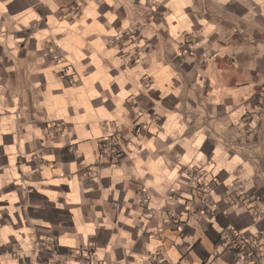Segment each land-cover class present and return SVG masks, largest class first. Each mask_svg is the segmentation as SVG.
<instances>
[{
	"label": "crops",
	"instance_id": "0c3cea01",
	"mask_svg": "<svg viewBox=\"0 0 264 264\" xmlns=\"http://www.w3.org/2000/svg\"><path fill=\"white\" fill-rule=\"evenodd\" d=\"M263 85L264 0H0V264H264Z\"/></svg>",
	"mask_w": 264,
	"mask_h": 264
},
{
	"label": "built area",
	"instance_id": "2783aa9c",
	"mask_svg": "<svg viewBox=\"0 0 264 264\" xmlns=\"http://www.w3.org/2000/svg\"><path fill=\"white\" fill-rule=\"evenodd\" d=\"M261 91L264 92V85L261 88ZM139 129H137L138 131ZM100 152L102 157H111V159L115 162H120L122 161L125 157L126 154L115 145L114 138L112 136L105 137L100 145ZM197 182L199 183L200 180L199 178H196ZM215 183L210 182L208 184H202L201 182L199 185H197V189L200 192V197L198 201H193V207L194 209H197L200 212H204L205 210L212 208L216 206V202L214 201L213 198V190H214ZM264 205V203H260ZM263 213V210L258 209L255 212L256 217H260L261 214ZM167 220V219H166ZM175 221L173 216H169L167 223H171ZM226 234L230 235L231 237V244L234 247L240 246L242 242L246 243V250L244 252L245 257H259L261 252L259 251L258 248V243L256 240V237H250L247 240L243 239V235L240 232H237L235 229H228L226 231ZM244 240V241H243Z\"/></svg>",
	"mask_w": 264,
	"mask_h": 264
},
{
	"label": "rangeland",
	"instance_id": "374dc122",
	"mask_svg": "<svg viewBox=\"0 0 264 264\" xmlns=\"http://www.w3.org/2000/svg\"><path fill=\"white\" fill-rule=\"evenodd\" d=\"M114 138V141H115V145H117V147L119 148V149H121L123 152H124V149L122 148V146L119 144V142H118V139L116 138V137H113ZM125 153V152H124ZM126 154V153H125Z\"/></svg>",
	"mask_w": 264,
	"mask_h": 264
}]
</instances>
